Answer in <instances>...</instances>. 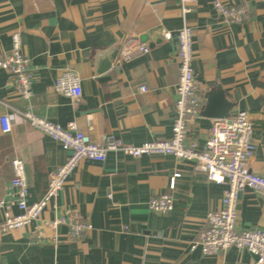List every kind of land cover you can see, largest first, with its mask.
Returning <instances> with one entry per match:
<instances>
[{
    "label": "crops",
    "instance_id": "1",
    "mask_svg": "<svg viewBox=\"0 0 264 264\" xmlns=\"http://www.w3.org/2000/svg\"><path fill=\"white\" fill-rule=\"evenodd\" d=\"M213 0H194L187 21L192 29L195 91L199 116L189 122L188 139L202 145L214 118L202 115L207 94L220 90L227 116L245 111L253 124L252 172H264V0H220L243 7L245 18L225 21ZM177 0H0V55L21 36L33 73L32 95L21 98L0 68V199L9 198L11 159L25 163L26 201L40 199L48 173L69 151L32 128L19 112L65 126L74 121L96 143L112 137L130 145L171 136L178 81L176 31L181 26ZM148 52L137 53L134 45ZM128 59L117 63L121 49ZM65 69L80 77L81 98L72 101L53 84ZM145 86L146 91H140ZM215 109L223 108L215 103ZM90 124L87 125V121ZM175 186L169 188L173 173ZM226 184H217L189 161L170 155L134 158L110 151L104 161L81 159L39 219L0 235V264H256L245 249L230 247L212 256L191 250L208 212L222 207ZM172 193L167 214L148 207L152 195ZM76 211L92 229L79 238L65 225H50L55 215ZM10 212L19 209L12 205ZM2 209L0 208V219ZM264 197L243 188L236 229L259 228Z\"/></svg>",
    "mask_w": 264,
    "mask_h": 264
},
{
    "label": "built area",
    "instance_id": "2",
    "mask_svg": "<svg viewBox=\"0 0 264 264\" xmlns=\"http://www.w3.org/2000/svg\"><path fill=\"white\" fill-rule=\"evenodd\" d=\"M182 24L176 31V56L178 59L179 77L175 86L176 99L174 102L175 117L171 126V136L164 140L144 141L138 145H130L112 137L96 143L82 132L74 121L64 127L36 115L30 109L20 111L22 119L32 128L58 141L64 150L69 151L65 161L48 173L47 188L44 195L27 203L28 182L25 163L20 158L11 159L13 175L9 181L7 200L0 199L2 218L0 219V235L13 229H20L37 220L43 210L63 188L70 174L81 159L102 162L110 151H120L125 155L137 158L142 155H170L192 163L195 170L204 173L207 178L217 184H226V192L222 197V207L206 215V225L199 233V238L191 243V250L199 249L203 255L212 256L230 247L245 249L255 257L256 264H264V222L261 227L251 230L236 229L238 219V197L240 191L251 188L264 197V172L254 173L248 165L253 155V124L245 111H237L234 115L214 118L207 139L202 145L188 139L189 122L199 116L202 107L201 96L195 91V81L192 68V29L187 21L194 0H177ZM215 11L225 21H241L245 18L243 7H231L220 0L212 1ZM137 53L148 52L147 45H134ZM117 63L128 59L130 52L127 48L119 52ZM0 68L4 69L10 83L17 94L28 100L32 95L33 73L30 61L22 51L21 36L18 32L11 35L9 53L0 55ZM80 77L70 69H65L56 77L53 89L69 97L72 101L81 98L82 89ZM140 91H146L140 86ZM9 117L0 119L1 129H10ZM90 121H87V125ZM179 173H173L169 188L175 186V178ZM149 209L154 212L167 214L175 204L172 193L152 195L148 200ZM16 205L19 212H10L11 206ZM52 228L65 225L69 234L79 238L92 229V225L82 219L76 211H65L55 215L50 220Z\"/></svg>",
    "mask_w": 264,
    "mask_h": 264
},
{
    "label": "water",
    "instance_id": "3",
    "mask_svg": "<svg viewBox=\"0 0 264 264\" xmlns=\"http://www.w3.org/2000/svg\"><path fill=\"white\" fill-rule=\"evenodd\" d=\"M216 102L221 103L223 108L216 110L214 107ZM202 115L212 118H223L227 116V104H225L220 90L212 91L207 94V103L202 111Z\"/></svg>",
    "mask_w": 264,
    "mask_h": 264
}]
</instances>
